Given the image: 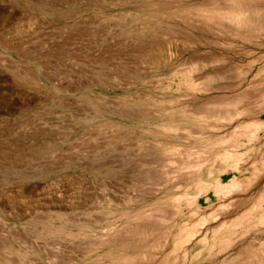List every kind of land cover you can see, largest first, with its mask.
Masks as SVG:
<instances>
[{
	"label": "rangeland",
	"instance_id": "obj_1",
	"mask_svg": "<svg viewBox=\"0 0 264 264\" xmlns=\"http://www.w3.org/2000/svg\"><path fill=\"white\" fill-rule=\"evenodd\" d=\"M254 1L0 0V264H104L141 219L137 264L264 261Z\"/></svg>",
	"mask_w": 264,
	"mask_h": 264
},
{
	"label": "bare ground",
	"instance_id": "obj_2",
	"mask_svg": "<svg viewBox=\"0 0 264 264\" xmlns=\"http://www.w3.org/2000/svg\"><path fill=\"white\" fill-rule=\"evenodd\" d=\"M130 1V0H129ZM131 1H134V0H131ZM229 1V0H228ZM247 2L246 3H252V0L249 2L248 0H246ZM254 1V0H253ZM256 1V0H255ZM254 1V2H255ZM259 1V0H258ZM246 3H242L241 5H239L240 7L238 8V9H236V8H233V9H236V10H233V12L231 11L230 13V15H228V13L227 14H225L224 13V10H223V8L221 9V10H223V15H222V13L221 14H218L217 16H214V14H211V15H208V14H202L200 17L202 18V16L204 17V19L207 17V23H208V19H213L211 22H217V21H223L224 19H227V20H236V21H241L240 19H242L243 17V15L244 14H246V12L248 11L249 12V9H251V6L249 5V6H247V4ZM250 3V4H251ZM230 4V3H229ZM232 4V3H231ZM230 4V5H231ZM156 5V4H155ZM228 5V4H227ZM252 5V4H251ZM157 6H158V4H157ZM232 6H234V4L232 5ZM231 6V7H232ZM159 7V6H158ZM229 7V6H228ZM227 7V8H228ZM234 7H237V5L236 6H234ZM160 8V7H159ZM161 8H162V6H161ZM227 8H226V10H227ZM232 9V8H231ZM228 12L230 11L229 9L227 10ZM255 12V11H254ZM264 14V13H263ZM176 15V14H175ZM219 15H222L221 17H219ZM181 16V15H180ZM137 17V16H136ZM175 17V16H174ZM183 17V16H182ZM240 17H242V18H240ZM252 17V16H251ZM178 18H180V17H178ZM187 18V17H186ZM191 18V17H190ZM215 18V19H214ZM245 18V17H244ZM260 18V17H259ZM203 19V20H204ZM246 19V18H245ZM244 19V20H245ZM141 21H142V19H140ZM182 20H185V19H182ZM188 20V19H187ZM187 20H185V22L187 21ZM215 20V21H214ZM189 21V20H188ZM192 22V21H191ZM243 22V21H242ZM131 24L130 25H132V24H134V23H139V20L138 19H132L131 20V22H130ZM189 23V22H188ZM204 23H205V21H204ZM206 23V24H207ZM221 23L222 22H220L219 24L218 23H216V24H218V26H215L216 28L217 27H221V28H223L224 27V30H226L225 29V25L224 26H222L221 25ZM254 23H256V22H254ZM259 23V22H258ZM3 24V23H2ZM192 24V23H191ZM194 24H196V22H194ZM198 24V23H197ZM210 25H212L211 23H209ZM208 24V25H209ZM129 25V26H130ZM213 26V25H212ZM140 27H142V26H140ZM199 27V26H198ZM214 28V27H213ZM228 28V27H227ZM153 29H152V27L151 28H148V27H143V28H141L140 29V31H139V33H138V35H141V34H146L147 32H149V31H152ZM200 30V29H199ZM213 30V29H212ZM211 30V31H212ZM223 30V29H222ZM202 31V30H201ZM214 31H215V29H214ZM219 31H220V29H219ZM203 32V31H202ZM226 32V31H225ZM131 33V32H130ZM215 33V32H214ZM159 34V33H158ZM164 34V33H163ZM164 35H166V34H164ZM160 36H162V35H160ZM247 37V36H246ZM252 37V36H251ZM152 38V37H151ZM156 39V38H155ZM158 39V38H157ZM160 44V43H159ZM161 45V44H160ZM157 48V47H156ZM159 48V47H158ZM161 48V47H160ZM155 55V54H154ZM161 55V54H160ZM153 56V55H152ZM158 56H159V54H158ZM158 56H157V58H158ZM162 56V55H161ZM156 58V59H157ZM161 58V57H160ZM153 59V58H152ZM155 59V60H156ZM153 61V60H152ZM157 61V60H156ZM151 62V61H150ZM150 62H149V64H150ZM157 62H159V61H157ZM158 64V63H157ZM154 65V66H153ZM152 65V63H151V67H156V68H154V69H158L157 68V66H156V63H155V61H154V64ZM152 69V68H151ZM141 113V112H140ZM120 114V113H119ZM143 114V113H142ZM124 114H122V116H123ZM125 116V115H124ZM127 116V115H126ZM149 117V116H148ZM160 116H158V118H159ZM145 118L146 117H142V119L143 120H145ZM160 118H165V117H160ZM167 119V118H166ZM173 120V119H172ZM168 121H171V119H169ZM168 121H166L167 123H162V124H160V125H158L159 126V130H158V132L156 133V135L158 134V135H162V136H165V137H173V136H176V135H179V134H181V133H179L178 134V132H180V129L178 128V124H176L174 121L173 122H168ZM158 124V123H157ZM156 128V127H155ZM151 132V131H150ZM182 132V131H181ZM191 134V133H190ZM193 135H194V133H193ZM191 137V136H190ZM160 138H163V137H161L160 136ZM178 187V186H177ZM180 187V186H179ZM181 188V187H180ZM177 189V188H176ZM169 190H171V189H169ZM160 203V202H159ZM259 204H257L256 205V207L258 206ZM263 206V204L262 203H260V205H259V208L260 207H262ZM157 208V207H156ZM263 208V207H262ZM158 209V208H157ZM256 209V212L258 211V210H261V209H258L257 210V208H255ZM145 210V209H144ZM151 210V209H150ZM159 210V209H158ZM157 210V211H158ZM162 210V209H161ZM263 210V209H262ZM155 211V213H156V210H154ZM165 211V210H164ZM252 211H254L253 209H252ZM252 211H249V213H250V215H251V212ZM140 212H141V210H140ZM146 212V211H145ZM166 212V211H165ZM259 212H263V213H261V215L260 216H262V218L261 219H259L260 221H262L263 223V225H264V210L263 211H259ZM160 213V212H159ZM249 213H247V215L249 214ZM253 213V212H252ZM137 214V213H136ZM140 214H142V213H140ZM151 214V213H150ZM259 214V213H258ZM134 215V214H133ZM144 215V214H143ZM149 215V214H148ZM147 215V216H148ZM152 215V214H151ZM164 215V214H163ZM166 215V214H165ZM142 216V215H141ZM157 216H158V214H157ZM160 216V215H159ZM257 216V215H256ZM135 217H137V216H135ZM134 217V218H135ZM140 216H138L137 218L138 219H141V217L139 218ZM144 217V216H143ZM142 217V218H143ZM151 217V216H150ZM162 217V216H161ZM250 217V216H249ZM249 217H246V218H249ZM252 218V217H251ZM256 218V217H255ZM254 218V219H255ZM147 219V218H146ZM166 219V218H165ZM142 220L143 219H141V220H135L134 219V222L135 221H138V223H136L135 222V225H134V228L132 229H130V227H129V229H130V231H129V229L127 230V232H125V239H123V238H121V236H120V238L119 239H117V240H115V236H114V238H113V235H112V237L110 238L111 240H108V242H106V243H102L101 242V244L100 243H97V244H100V246H107V247H111V248H113L114 250H127V249H130V248H132L133 250H135V249H139L140 247V245L139 244H137V243H134V242H131V241H129V240H134V236L135 235H145V234H147V233H149L150 232V230H154L153 228H154V226H155V228L157 227V225L158 224H155L154 226H152L153 225V223H151L150 224V222H146L145 221V219H144V222H142ZM150 220V219H149ZM133 221V220H132ZM133 227V226H132ZM153 227V228H152ZM125 228V227H124ZM152 228V229H151ZM159 228V227H158ZM157 228V229H158ZM125 230V229H124ZM126 231V230H125ZM155 231V230H154ZM114 234H116V232L114 233ZM123 234H124V232H123ZM121 235H122V233H121ZM118 236H119V234H117V238H118ZM108 237V236H107ZM132 237V238H131ZM136 237H139V236H136ZM112 238H113V240H112ZM141 238V237H140ZM139 239V238H138ZM135 240H137L136 238H135ZM140 240V239H139ZM141 241V242H140ZM139 242L140 243H143L144 241L141 239ZM203 241V240H202ZM138 242V243H139ZM204 242H205V239H204ZM189 243V242H188ZM202 243V242H201ZM262 243H264V241L262 242ZM205 243H202V245H204ZM255 245V246H254ZM253 246L254 247H256V246H258V245H256V244H254ZM264 245V244H263ZM260 246H262V245H260ZM253 247V248H254ZM262 249V248H261ZM114 250H111L110 251V253L108 252V254L106 255L105 254V256L103 257V260H104V264H137V259H138V254H136L137 256V259H136V257H135V255L134 256H128L127 257V255H125V256H123V255H118V254H115L116 252L114 251ZM137 250H135V251H137ZM254 250V249H253ZM258 251V250H257ZM260 252H264V250H259ZM124 252V251H123ZM254 252V251H253ZM118 253V252H117ZM248 253H252V252H249L248 251ZM143 254V253H142ZM245 254H246V252H245ZM255 254V252L253 253V255ZM141 254L139 253V256H140ZM250 255V254H249ZM248 255V256H249ZM252 255V256H253ZM246 256V255H245ZM254 256H256V255H254ZM101 257V256H100ZM99 257V258H100ZM250 257V256H249ZM248 257V258H249ZM258 257H259V255H258ZM263 257V256H262ZM154 258V257H153ZM260 258H261V256H260ZM236 259V258H235ZM234 259V260H235ZM243 260L245 259V258H242ZM253 258L251 257V261H253L252 260ZM103 260H101V261H103ZM137 260V261H136ZM233 260V263L232 264H236V263H238L237 261L235 262ZM237 260H240L239 259V257H237ZM261 260V259H260ZM7 261V260H6ZM100 261V260H99ZM249 261V260H248ZM256 261H258V258H257V260ZM12 262V261H11ZM57 262V261H56ZM55 262V263H56ZM164 262V261H163ZM162 262V263H163ZM232 262V261H231ZM235 262V263H234ZM241 262H243L242 260H241ZM250 262V261H249ZM264 261H258L257 263L259 264H262ZM3 263V262H2ZM143 263V262H142ZM240 263V262H239ZM256 264V262H252V264ZM5 264V263H4ZM62 264V263H61ZM64 264V263H63ZM85 264V263H84ZM101 264V263H100ZM139 264V263H138ZM141 264V263H140ZM144 264V263H143ZM164 264V263H163ZM229 264V263H228ZM231 264V263H230ZM241 264H244V263H241ZM250 264H251V262H250ZM264 264V263H263Z\"/></svg>",
	"mask_w": 264,
	"mask_h": 264
}]
</instances>
